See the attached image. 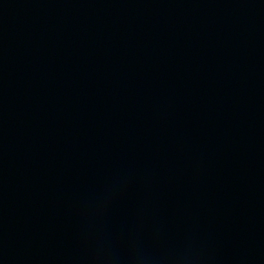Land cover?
<instances>
[{
    "label": "water",
    "instance_id": "water-1",
    "mask_svg": "<svg viewBox=\"0 0 264 264\" xmlns=\"http://www.w3.org/2000/svg\"><path fill=\"white\" fill-rule=\"evenodd\" d=\"M0 264H264V0H0Z\"/></svg>",
    "mask_w": 264,
    "mask_h": 264
}]
</instances>
